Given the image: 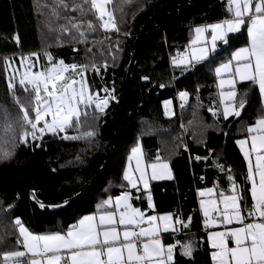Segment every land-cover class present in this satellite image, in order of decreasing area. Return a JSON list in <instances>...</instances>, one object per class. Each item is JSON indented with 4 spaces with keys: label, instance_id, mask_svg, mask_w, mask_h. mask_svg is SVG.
Segmentation results:
<instances>
[{
    "label": "trees",
    "instance_id": "16d2710c",
    "mask_svg": "<svg viewBox=\"0 0 264 264\" xmlns=\"http://www.w3.org/2000/svg\"><path fill=\"white\" fill-rule=\"evenodd\" d=\"M46 2L0 0V56L15 57L16 66L20 56L38 53L43 67L48 63L45 52L66 64L91 60L103 65L107 61L106 71L101 68L100 75L88 72L86 76L94 90L114 88L116 101L95 121L97 134L91 141L46 135L42 141L19 144L14 157L0 163V236H5L7 245L15 244V235L8 234L14 231L16 218L34 233H46L65 230L80 217L97 212L101 201L129 190L119 185H126L122 172L131 148L139 143L147 162L159 154L169 163L173 177L152 181L149 190L142 191L134 202L148 215L172 213L185 221L191 217L183 235L174 238L172 233L167 238L168 245L191 242L194 248L189 258L177 247L174 264H212L202 232L199 191L214 188L230 194L227 176L231 168L251 204L247 165L236 141L247 136V126L261 114V97L249 82L239 84L237 90L248 93L247 107L241 117L224 120L214 71L235 49L247 45L246 29L230 36L228 44H219L220 51L209 60L186 70L183 65L175 66L173 58L185 53L194 27L225 17L222 0H122L123 12L116 13L121 31L89 34L87 43L59 29L50 31L48 10L42 8ZM16 34L19 46L11 39ZM181 92L187 93L183 100ZM18 95L24 94L18 91ZM167 101L172 108L167 109ZM0 106L15 115L2 62ZM75 134L69 130V135ZM217 164L224 166L223 172ZM131 192L133 197L139 196L135 189ZM149 192L154 209L148 207Z\"/></svg>",
    "mask_w": 264,
    "mask_h": 264
},
{
    "label": "snow or ice",
    "instance_id": "6c2138e0",
    "mask_svg": "<svg viewBox=\"0 0 264 264\" xmlns=\"http://www.w3.org/2000/svg\"><path fill=\"white\" fill-rule=\"evenodd\" d=\"M222 2L225 17L219 22L195 27L189 48L172 62L177 67L183 65L186 70L194 68L216 53L218 42L226 45L230 34L246 29L247 45L234 50L214 71L224 105V120L241 117L247 107L248 93L239 92L238 83L249 82L261 97V114L247 126V136L236 141L247 165L245 179L251 185L247 190L251 204L246 202L231 168L227 176L230 194L207 188L199 191V195L210 198L200 201L206 228L230 226L234 222L241 225L208 233L213 249L210 253L212 264H264V0ZM121 3L122 0H47L42 8L48 10L50 31L59 29L62 34L87 43L89 34L121 31L116 16L117 11L123 12ZM11 39L19 46L18 34ZM32 57L37 60L33 61ZM44 57L47 65L33 71L39 62L38 53L20 56L19 66H16L15 57L0 56L7 90L16 108L13 115L12 111L0 106V163L10 161L19 144L42 141L46 135L91 141L97 134L95 121L116 99L114 88L105 86L94 90L86 76L88 72L100 75L101 68L106 71L107 61L103 65L91 60L84 64H66L63 60L55 61L48 52ZM115 59L113 54V63ZM18 91L24 95H18ZM186 96V92L180 93L182 100ZM170 103L165 102L166 106ZM209 111L216 115L214 110ZM70 129L76 134L69 135ZM133 160L136 162L134 170L131 168ZM127 161L121 177L127 183L119 187L129 190L104 199L97 205L96 213L79 218L67 229L34 233L16 218L12 225L14 231L8 234L15 235V244L7 245L5 236H0V264H174L177 247L181 255L191 258L194 251L191 242L165 245L162 239V233L187 229L191 217L185 221L172 213L147 215L132 203L134 198L140 199L133 197L131 192L132 189L141 191L139 184L142 183L147 192L149 179H172L169 163L157 154L153 162L144 164L139 143L131 148ZM216 167L224 171L222 164ZM148 169H151L150 176ZM32 197L35 199L34 191ZM147 202L149 209H154L150 192ZM230 241L232 246H229Z\"/></svg>",
    "mask_w": 264,
    "mask_h": 264
},
{
    "label": "crops",
    "instance_id": "0c3cea01",
    "mask_svg": "<svg viewBox=\"0 0 264 264\" xmlns=\"http://www.w3.org/2000/svg\"><path fill=\"white\" fill-rule=\"evenodd\" d=\"M219 22V21H218ZM213 23H216V22H213ZM207 24H212V23H206V24H202V25H207ZM202 25H198V26H202ZM197 27V26H196ZM195 28V27H194ZM194 30V29H193ZM242 31H243V29H242ZM241 31V32H242ZM240 32V33H241ZM237 34H239V33H235V34H230L229 35V37L230 36H233V35H237ZM193 39H194V31H193ZM219 44H221V43H219L218 42V47H217V51L216 52H219L220 50V48H219ZM188 48H189V46H188ZM237 49H239V48H237ZM236 50V49H235ZM216 76V75H215ZM242 83H245V82H242ZM239 84H241V83H238L237 84V88H238V86H239ZM218 85V77L216 76V86ZM217 90H218V99H219V102H220V106H221V112L223 111V104L221 103V97H220V95H219V93H220V89L218 88V86H217ZM224 103H227V101H224ZM230 118H233V117H229L228 119H230ZM237 147H238V149H239V151H240V153H241V155L243 156V154H242V152H241V150H240V147L238 146V144H237ZM244 158V157H243ZM171 169V168H170ZM171 173H172V171H171ZM172 177H173V173H172ZM169 180V179H168ZM153 181H162L161 179H157V180H153ZM250 187H251V185H250ZM150 188V187H149ZM148 191V190H147ZM198 195H199V193H198ZM214 196H215V194H214ZM147 197V196H146ZM251 197V196H250ZM198 198H199V196H198ZM215 198L218 200V196H215ZM147 199V198H146ZM201 199H204V200H208V199H210L208 196H205V197H202V198H199V210H200V215H201V218H202V232L205 234V241H206V243H207V245L210 247V242H209V240H208V233L209 232H217V231H224L225 230V228L226 227H239V226H241V225H239L238 223H233L232 225H230V226H224V225H217V226H215V227H211V228H206L205 227V224H204V216H203V210H202V208H201V204H200V201H201ZM132 203H133V205L135 206V207H139L135 202H134V200L132 201ZM221 208L223 207V205L221 204V205H219ZM140 209H141V207H139ZM141 210H143V209H141ZM144 211V210H143ZM96 213V212H95ZM91 214H94V213H91ZM146 214H147V212H146ZM87 215H90V214H87ZM148 215V214H147ZM213 215H215V213H213ZM85 216V215H84ZM83 217V216H82ZM81 218V217H80ZM246 222H250V221H246ZM172 233H175V232H169V233H162V239H163V242H164V244L165 245H168V242H167V238H168V236L170 235V234H172ZM229 246H232V244H231V241L229 242ZM210 249H211V251H213V249L210 247Z\"/></svg>",
    "mask_w": 264,
    "mask_h": 264
},
{
    "label": "rangeland",
    "instance_id": "374dc122",
    "mask_svg": "<svg viewBox=\"0 0 264 264\" xmlns=\"http://www.w3.org/2000/svg\"><path fill=\"white\" fill-rule=\"evenodd\" d=\"M36 59H37V57H35V60H33V61H36ZM40 68H42V65H40L39 63H37V66H36L35 69L39 70ZM33 70H34V69H33ZM169 107L172 108V104H171V103L167 105V109H169ZM140 147H141V146H140ZM141 150H142V161H143V163H144V164L149 163V162H147V160H146L145 153H144V150H143L142 147H141ZM127 166H128V163H127ZM127 166H126V167H127ZM135 166H136V162H135V160H133V161L131 162V168L134 170V169H135ZM147 171H148L149 176H150V174H151V169H148ZM171 174H172V173H171ZM134 175H136V176L138 177V176H139V173H134ZM161 180H168V179H161ZM152 181H153V180L149 179V187H150V183H151ZM126 183H127V182H126ZM138 187L141 189V191H139V197H140V193H141L142 191H145V190H144V188H143V184H142V183L139 184ZM148 190H149V188H148ZM198 196H199V198H202L200 195H198ZM146 198H147V197H146Z\"/></svg>",
    "mask_w": 264,
    "mask_h": 264
},
{
    "label": "built area",
    "instance_id": "2783aa9c",
    "mask_svg": "<svg viewBox=\"0 0 264 264\" xmlns=\"http://www.w3.org/2000/svg\"><path fill=\"white\" fill-rule=\"evenodd\" d=\"M101 95H103V93H101ZM114 101H116V99H115V100H112V101L110 102L109 106H110ZM181 235H183V228H180L179 231L175 232V235H173V237H174V238H177V237H179V236H181ZM202 243H204L203 240H202ZM175 244L179 245L177 241L175 242Z\"/></svg>",
    "mask_w": 264,
    "mask_h": 264
},
{
    "label": "water",
    "instance_id": "95a60500",
    "mask_svg": "<svg viewBox=\"0 0 264 264\" xmlns=\"http://www.w3.org/2000/svg\"><path fill=\"white\" fill-rule=\"evenodd\" d=\"M129 70H130V69H128V71H129ZM88 188H89V187H88ZM86 190H87V189H86ZM86 190H85L84 192L80 193L79 195H77L76 197H74L72 200H74V199L80 197L82 194H84V193L86 192Z\"/></svg>",
    "mask_w": 264,
    "mask_h": 264
}]
</instances>
